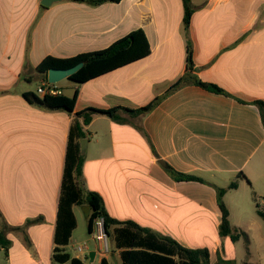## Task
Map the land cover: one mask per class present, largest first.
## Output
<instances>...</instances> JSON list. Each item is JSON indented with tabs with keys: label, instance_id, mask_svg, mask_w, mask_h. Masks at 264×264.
Masks as SVG:
<instances>
[{
	"label": "crops",
	"instance_id": "1",
	"mask_svg": "<svg viewBox=\"0 0 264 264\" xmlns=\"http://www.w3.org/2000/svg\"><path fill=\"white\" fill-rule=\"evenodd\" d=\"M40 2L0 0V231L11 242L6 253L0 247V264H53L68 136L76 114L148 105L188 73V50L191 76L224 94L188 82L147 114L119 112L126 123L95 114L83 126V187L102 197L112 218L136 222L185 247L208 248L210 261L215 256L212 264L218 259L234 264L242 257L239 241L219 236L215 187L226 188L242 174L223 202L233 227L247 230L257 223L247 222L241 209L244 205L256 214V199L264 211V124L253 104L264 101V0H190L194 12L187 28L182 0L99 5L60 0L48 7ZM137 29L148 39L149 55L74 84L70 93L63 90L66 80L49 84L66 96L78 90L72 113L45 110L23 97L27 92L42 96L37 89L44 80L36 67L45 57L99 51ZM169 167L208 184L175 181ZM80 206L88 222L91 209ZM80 206L72 208L76 228ZM74 231L63 250L79 258L74 247L81 243H74ZM96 247L90 264L103 258Z\"/></svg>",
	"mask_w": 264,
	"mask_h": 264
},
{
	"label": "trees",
	"instance_id": "2",
	"mask_svg": "<svg viewBox=\"0 0 264 264\" xmlns=\"http://www.w3.org/2000/svg\"><path fill=\"white\" fill-rule=\"evenodd\" d=\"M87 2L91 5H99L105 2H120L121 0H73ZM184 17L183 26L187 28L191 23V17L194 8L190 0H182ZM150 54V45L148 39L141 29H137L117 40L109 47L102 50L86 52L71 58L45 57L36 67V72L42 75L43 80L47 81V71L50 69H68L83 63V66L68 78L75 85H81L98 76L110 72L124 65H128ZM191 51L187 53V74L178 79L169 90L161 97L154 99L148 105L141 108L130 110L121 107L107 110L88 108L76 114V119L71 122L68 144L66 151L65 167L62 177L61 193L58 205V213L55 234L54 251L52 254L53 264H85L82 260L72 257L63 250V247L69 244L72 232L76 228V219L73 213V206L87 204L91 209L88 223V233L93 229V222L98 218L104 220V227L107 237L111 239L113 246L119 252L121 264H212L210 261V252L208 248H190L185 247L169 236L161 235L152 230L146 229L133 221L121 222L112 218L104 205L102 197L93 191L84 189L82 181V166L84 157L81 153L80 141L86 139L83 126L88 125L92 117L101 114L109 117L113 121L126 123V119H121L119 112H124L132 117L147 114L158 102L166 95L176 91L188 82L208 90L210 92L222 93V89L213 84H205L191 76L193 68ZM53 86V85H52ZM78 90L75 89L71 96L63 93L58 95L45 94L37 96L35 93L27 92L23 97L30 104L36 105L49 111H64L72 113L74 110ZM259 110L262 122L264 124V101H255L253 103ZM81 121V122H80ZM170 177L175 181H193L206 183L194 175L178 173L170 167L168 168ZM243 177L242 174L236 176L226 188L215 187L217 191V203L221 211V224L218 231L221 238L228 237L233 243L239 241L242 237L247 238L244 231L233 227L229 219V211L223 200L226 193L237 188V178ZM255 199L256 214L264 222V211L260 210ZM41 218L28 221L35 223ZM11 242L6 238L5 232L0 231V247L4 252L8 251ZM218 264H224L218 259ZM99 264H110L107 258H102ZM231 264V263H227Z\"/></svg>",
	"mask_w": 264,
	"mask_h": 264
},
{
	"label": "rangeland",
	"instance_id": "3",
	"mask_svg": "<svg viewBox=\"0 0 264 264\" xmlns=\"http://www.w3.org/2000/svg\"><path fill=\"white\" fill-rule=\"evenodd\" d=\"M66 81H62L64 85L63 90L65 92H71L70 87L74 85L71 81L68 79H65ZM68 80V81H67ZM31 88L33 90H36V82H31ZM248 203H250L248 201ZM87 206V204H86ZM84 206H80L76 210L77 214V220H78V226L73 234V241L74 243H84L88 242L89 248L92 251L93 247L97 245L98 243L96 241L93 242L91 240L90 235L87 231V219H86V211ZM241 214L243 218L249 222L252 223V220L254 219L257 223H253L248 229L244 230V233H246L247 238L242 237L239 240V243H237V248L239 252L242 254V257H238L236 262L234 264H264V222L261 218H259L251 209L250 211H246L244 205L241 209ZM107 246H108V252H105L104 249H98V253L101 257H105L109 260L110 264H121L119 260V252L117 249L114 248L113 243L111 242L110 238H107ZM97 249V248H96ZM98 258V257H97ZM116 259L118 261H116ZM215 256L213 255L211 258V261L214 262ZM85 264H90L88 260H84ZM218 264V263H217Z\"/></svg>",
	"mask_w": 264,
	"mask_h": 264
},
{
	"label": "built area",
	"instance_id": "4",
	"mask_svg": "<svg viewBox=\"0 0 264 264\" xmlns=\"http://www.w3.org/2000/svg\"><path fill=\"white\" fill-rule=\"evenodd\" d=\"M37 93L39 95H45V94H50V95H58L60 94L58 91L52 88L51 85H49L48 82L43 81L42 85L37 89ZM93 229L92 232L90 233L91 240L96 241L97 244V249H101L105 252H108V246H107V234L105 231L104 227V220L102 218H98L95 222H93ZM74 251L78 255V259L84 261L88 260V253L91 252L89 248L88 242H84L81 244H78L74 247Z\"/></svg>",
	"mask_w": 264,
	"mask_h": 264
},
{
	"label": "water",
	"instance_id": "5",
	"mask_svg": "<svg viewBox=\"0 0 264 264\" xmlns=\"http://www.w3.org/2000/svg\"><path fill=\"white\" fill-rule=\"evenodd\" d=\"M60 1V0H41L40 4L44 7H48L51 4ZM83 66V63H79L73 68L68 69H50L47 71V81L49 84L54 85L62 80L68 79L70 76L75 74L81 67ZM81 144V153L82 155L86 154V148L87 147V140L83 139L80 141ZM96 253L94 251H91L88 253V258L90 263H93L95 260Z\"/></svg>",
	"mask_w": 264,
	"mask_h": 264
}]
</instances>
